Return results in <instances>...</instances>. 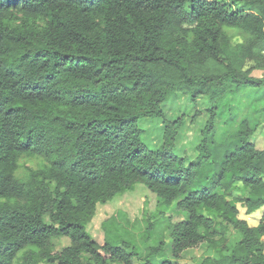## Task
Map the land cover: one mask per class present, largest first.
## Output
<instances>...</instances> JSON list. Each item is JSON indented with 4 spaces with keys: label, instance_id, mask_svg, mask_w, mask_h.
Segmentation results:
<instances>
[{
    "label": "trees",
    "instance_id": "16d2710c",
    "mask_svg": "<svg viewBox=\"0 0 264 264\" xmlns=\"http://www.w3.org/2000/svg\"><path fill=\"white\" fill-rule=\"evenodd\" d=\"M255 70L264 0H0V264H179L164 239L142 256L89 233L97 207L138 183L186 213L169 220L176 260L207 247L196 264H264V147L251 141L264 99L258 122L216 137L220 106L232 120L235 96L264 89ZM179 92L212 103L194 158L176 150L186 116L163 107ZM143 118L163 120L157 148ZM239 205L263 209L259 222Z\"/></svg>",
    "mask_w": 264,
    "mask_h": 264
},
{
    "label": "rangeland",
    "instance_id": "374dc122",
    "mask_svg": "<svg viewBox=\"0 0 264 264\" xmlns=\"http://www.w3.org/2000/svg\"><path fill=\"white\" fill-rule=\"evenodd\" d=\"M253 75L262 77L264 71L255 70ZM263 97L264 89L247 88L242 90L231 101L238 111V114L232 120L227 119L230 116V112L226 111L227 107L220 106L217 117L218 133L216 137L218 140L223 141L245 117L251 119L254 123L258 122ZM163 107L168 119L176 118L182 114L186 116V122L181 131L176 150L177 153L196 157L198 154L197 145L202 139V130L210 118L212 103L204 96L197 101H193L190 95L179 92L177 95L170 97ZM139 125L143 129L141 137L146 145L149 148H157L163 139V120L143 118L139 121ZM263 134L264 131L260 128L251 138V141L258 148L264 147ZM234 193L237 195L239 190L235 189ZM239 208L240 216L246 218L250 225H256L263 213V209H260L251 215H247L241 205H239ZM200 212H204V210L200 209ZM185 217L186 213L177 210L175 205L170 208L164 206L162 200L154 192L138 183L124 189L106 204L99 205L92 221L87 224V229L91 236L100 243L105 242L107 239L123 247L122 241H126L132 244V247L127 249L128 252L135 250L142 256L149 251L151 246L158 245L164 239L167 242L165 251L172 262L196 264L207 247L188 250L179 260L172 257L169 220L177 222ZM149 218L158 222L151 236V233L147 230ZM46 221L50 222L48 218H46ZM69 243L67 237L52 239L53 249L56 250L63 249ZM83 260L85 264H92L86 255H83ZM134 262L135 264L141 263L136 257ZM41 264L47 263L44 261Z\"/></svg>",
    "mask_w": 264,
    "mask_h": 264
}]
</instances>
